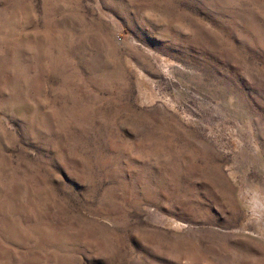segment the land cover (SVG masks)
<instances>
[{"label": "rangeland", "instance_id": "374dc122", "mask_svg": "<svg viewBox=\"0 0 264 264\" xmlns=\"http://www.w3.org/2000/svg\"><path fill=\"white\" fill-rule=\"evenodd\" d=\"M0 264H264V0H0Z\"/></svg>", "mask_w": 264, "mask_h": 264}]
</instances>
